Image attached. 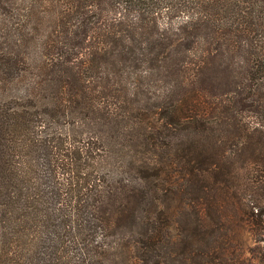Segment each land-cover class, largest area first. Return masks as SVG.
I'll use <instances>...</instances> for the list:
<instances>
[{
	"label": "trees",
	"instance_id": "1",
	"mask_svg": "<svg viewBox=\"0 0 264 264\" xmlns=\"http://www.w3.org/2000/svg\"><path fill=\"white\" fill-rule=\"evenodd\" d=\"M54 0H0V169L25 81L6 39L32 48ZM121 39L89 30L73 109L160 177L193 164L222 200L264 210V0H95ZM55 264H140L131 238L57 207Z\"/></svg>",
	"mask_w": 264,
	"mask_h": 264
},
{
	"label": "rangeland",
	"instance_id": "2",
	"mask_svg": "<svg viewBox=\"0 0 264 264\" xmlns=\"http://www.w3.org/2000/svg\"><path fill=\"white\" fill-rule=\"evenodd\" d=\"M95 0H54L34 45L7 38L25 91L11 112L0 169V264H55V210L119 227L140 264H264V210L226 204L193 164L160 177L73 105L89 30L121 39Z\"/></svg>",
	"mask_w": 264,
	"mask_h": 264
}]
</instances>
